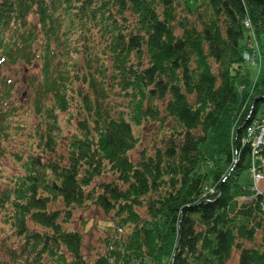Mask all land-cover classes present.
<instances>
[{
    "label": "trees",
    "instance_id": "16d2710c",
    "mask_svg": "<svg viewBox=\"0 0 264 264\" xmlns=\"http://www.w3.org/2000/svg\"><path fill=\"white\" fill-rule=\"evenodd\" d=\"M5 62L34 97L19 172H0V264H264V184L240 182L264 117V0H0ZM89 205L113 227L86 257L68 225Z\"/></svg>",
    "mask_w": 264,
    "mask_h": 264
},
{
    "label": "rangeland",
    "instance_id": "374dc122",
    "mask_svg": "<svg viewBox=\"0 0 264 264\" xmlns=\"http://www.w3.org/2000/svg\"><path fill=\"white\" fill-rule=\"evenodd\" d=\"M188 2L190 4H193L194 0H188ZM6 62L0 68V77L2 76L3 78L4 76H6V74H8V76L13 80L12 89L10 92L13 94V99L16 100L17 112L15 113L14 111V115L11 119L10 124L7 125L4 129V132L6 130L10 133L7 136L1 135L2 131L0 129V172L3 177L19 172V163L13 159L14 157L12 155V152L17 148H26L28 140H30L28 130L32 123H29L31 122V116L28 113L26 106L31 105V101L34 97V93L24 82V74L20 68L21 64L17 62L15 64L8 65ZM257 62L253 63V66L250 67L251 80L254 79L255 73L259 74L261 67L263 66L261 62L256 64ZM240 84V88L243 90L247 82H242ZM261 112H264V103L261 106ZM249 129L250 133L248 131ZM249 129L247 128L246 134H253V132H259L260 130L264 131V120L257 119L253 122L252 126ZM141 130L144 133H147L148 128L144 127L141 128ZM153 130L156 131V128H152V131ZM148 142L149 141H146V143ZM249 143L252 146V143ZM253 154H256V152H254V149ZM240 182L246 184L251 183V174L249 170L244 171L241 174ZM5 185V182L0 181V189ZM56 200L60 205V199ZM111 221L112 220L110 214L105 213L103 210L95 207L94 205L82 206L75 209L74 214L70 217L68 228L81 233V236L83 238V251L86 257H91V255H93L98 249L104 248L105 244L103 240L108 238L109 235L112 234L113 226L110 227V225H112ZM5 235L6 234L4 231L3 223L0 222V248L5 246L4 241L8 238V235L6 237ZM10 242L12 241L10 240ZM237 257L238 252L235 251L231 258L228 260L227 264H237Z\"/></svg>",
    "mask_w": 264,
    "mask_h": 264
},
{
    "label": "built area",
    "instance_id": "2783aa9c",
    "mask_svg": "<svg viewBox=\"0 0 264 264\" xmlns=\"http://www.w3.org/2000/svg\"><path fill=\"white\" fill-rule=\"evenodd\" d=\"M262 120H264V119H262ZM251 126H249L248 129ZM248 131L250 133V129ZM249 133L247 134L248 141L252 143L254 152H257L259 147L264 146V131L260 130L259 132H257V131L253 132V134H249ZM253 173H254V179L255 180L264 176V173L262 171H258L256 169H253Z\"/></svg>",
    "mask_w": 264,
    "mask_h": 264
},
{
    "label": "crops",
    "instance_id": "0c3cea01",
    "mask_svg": "<svg viewBox=\"0 0 264 264\" xmlns=\"http://www.w3.org/2000/svg\"><path fill=\"white\" fill-rule=\"evenodd\" d=\"M260 184L263 186L264 182H260Z\"/></svg>",
    "mask_w": 264,
    "mask_h": 264
},
{
    "label": "bare ground",
    "instance_id": "6f19581e",
    "mask_svg": "<svg viewBox=\"0 0 264 264\" xmlns=\"http://www.w3.org/2000/svg\"><path fill=\"white\" fill-rule=\"evenodd\" d=\"M254 155H257V153L256 154H254ZM256 157H260V156H256ZM262 158V157H261Z\"/></svg>",
    "mask_w": 264,
    "mask_h": 264
}]
</instances>
